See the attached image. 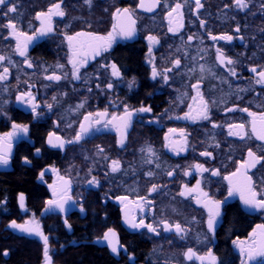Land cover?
Wrapping results in <instances>:
<instances>
[{"label": "flooded vegetation", "instance_id": "flooded-vegetation-1", "mask_svg": "<svg viewBox=\"0 0 264 264\" xmlns=\"http://www.w3.org/2000/svg\"><path fill=\"white\" fill-rule=\"evenodd\" d=\"M55 2L57 0H12L17 13H10L8 17L2 15L6 8L0 7V54L12 61L11 64L8 60L0 63V72L4 67L9 68L7 79L0 81V137L13 132L14 123L28 127L27 133H17L8 142L9 164L0 165V264H13L9 259L21 253L32 255L31 261L22 264H44L43 241L38 236L8 227L12 220L23 224L33 218L49 237L53 264H70L72 251L83 246L109 257L114 264H201L195 257L185 258L188 248L197 256H206L211 250L222 264H240L239 250L233 241H247L252 230L264 224V211L247 208L239 194L228 196L229 184L224 177L236 171L246 158L248 148L264 155V141L228 136V123L247 125L250 117L245 112L223 109L238 105L252 112H264V85L255 84L258 77L250 71L251 67H257L258 71L264 68V8H261L264 0H249V7L243 10L233 5L232 0H201L203 7L196 14L194 0H188L183 9L184 27L175 35L168 32L165 14L166 5L176 0H164L153 12L137 8L139 0H92L91 7L84 4V0H63L66 15L54 16L53 31L28 46L26 57L33 64L29 68L24 63L25 57L15 53V39L11 36L3 39L9 30L2 26L13 19L31 35L40 27L35 14L46 11ZM225 4L230 6L225 8ZM117 8L134 10L135 35L127 39L117 36L107 52L89 58L80 68L81 79L73 80L66 36L81 31L107 35L112 25L118 23L113 20ZM197 16L206 21L205 28L200 27ZM237 25L241 29L239 33L234 31ZM209 32L216 36L230 34L234 39L213 41ZM191 34L197 38L187 41ZM149 35L160 41L152 45L151 53ZM216 48L237 61L236 77L227 72V67L233 66L217 64ZM130 55L136 59L134 66L130 65ZM177 58L181 66L174 68L173 61ZM113 63L119 69V77L111 75ZM200 65L211 69L215 76L207 71L201 73ZM153 67L161 73L156 79L152 78ZM165 69L172 71L165 72ZM189 69L195 70L190 72ZM53 72L68 75L60 81L44 78ZM164 75L169 77L167 82ZM201 75L204 79L200 89L205 100L216 102L211 106V121L176 119L183 117L188 105L193 103L191 97L196 93L191 85ZM224 78H227L226 83ZM133 80L135 83L129 88ZM109 82L113 83L112 89L106 87ZM29 85L33 87L29 89ZM29 90L39 105L36 113L29 104L16 99ZM53 96L57 97L56 101ZM82 102L84 107L77 108ZM48 104L53 105L51 110ZM125 106L133 115L122 147L118 144L120 133L111 125L107 128L97 125L79 143L66 144L63 149L47 143L49 133L65 141L72 139L80 123H88L84 121L88 113L107 110L105 120H110L112 115H123ZM142 106H150L151 112L135 111ZM95 118L93 115L91 119ZM212 122L221 127L213 128ZM169 129L177 132L169 133ZM181 129L187 139L184 151L179 150ZM248 131L250 134V125ZM148 147L152 148L154 156L142 151ZM98 148H102L103 153H99ZM36 149H40L39 153ZM205 150L212 156H201ZM105 156L108 159H104ZM25 157L30 163H25ZM149 158L152 163L145 162ZM112 160L121 162V171L110 172ZM197 163L210 170L219 169L220 175L197 172L193 167ZM149 171L154 175H145ZM168 171H173V175L168 176ZM185 171L190 174L184 175ZM41 172H44L42 179ZM22 173L30 175V188L20 184L18 176ZM249 175L256 182V190L264 191V167L257 165ZM93 177L99 181L98 185L88 183ZM61 178L69 182L67 195L71 201L66 205V212H45L47 201L55 198L49 186L59 187ZM3 179H11L19 187L12 191L2 188ZM198 180L211 198L224 201L227 197L214 233L207 231L208 210L196 203L198 194L178 195L183 186L194 188ZM153 184L161 187L149 195ZM20 194L25 196L27 211L19 207ZM121 196H127L131 202H139L140 197L151 201L143 212L130 206L137 222L144 219L145 223L156 224L161 220L179 223L188 230L187 235L181 239L174 229L164 232L162 225L158 227L159 236L146 228L129 227L123 205L116 199ZM65 219L70 227L65 225ZM109 228L115 231L119 245L123 246L119 254H113L102 239ZM6 250L7 256L3 255Z\"/></svg>", "mask_w": 264, "mask_h": 264}, {"label": "snow or ice", "instance_id": "snow-or-ice-1", "mask_svg": "<svg viewBox=\"0 0 264 264\" xmlns=\"http://www.w3.org/2000/svg\"><path fill=\"white\" fill-rule=\"evenodd\" d=\"M164 0H139L137 4V8L143 9L147 12H153L157 7L161 6ZM63 0H57V2L53 3L49 6L46 11H40L35 14V19L40 21V27L35 29L33 33L30 35L29 33L23 31L20 27H18L19 21H14L13 19H8L7 23L2 27L9 30L8 35L4 36L3 39L7 40L9 36L15 39V53L21 57H25L24 63L27 64L29 68L33 67V64L27 59L26 53L28 50V46L36 40L38 37L46 36L47 34L53 31L52 27V18L55 17H64L66 15L63 7ZM84 4H87L89 7L92 5V0H84ZM188 4V0H176L174 4L166 5L167 11L165 14V18L168 21L169 27L168 32L173 33L174 35L178 33L184 27V11L183 9ZM195 11L194 14L198 13L199 9L203 7L201 0H194ZM232 4L235 5L240 10L246 9L249 7V0H232ZM230 5L225 4L224 7L227 8ZM0 7L6 8V11L2 12L4 17H8L10 13H17L16 4L12 3V0H0ZM261 8H264V4L261 5ZM134 10H130L129 8L120 9L117 8L113 13V20L118 21V23H114L112 25V31L108 32L107 35H99L92 32H77L75 35L66 36V40L68 41V46L71 52L69 56V63L72 65L71 77L73 80L81 79L80 76V68L85 66L88 62L89 58H95L96 56L101 55L102 52H107L111 47L113 42L115 41L117 36L122 38H131L135 35V19L133 18ZM199 19V16H197ZM199 25L201 28L206 27V21L203 19H199ZM240 27L234 29L235 32H240ZM209 38L213 41L216 40H224L231 42L234 37L230 34H222L220 36L212 35L211 32L208 33ZM195 34H191L187 37V41H192L196 39ZM147 39L150 42L149 52L152 51V45L159 44L160 41L156 36L149 35ZM239 39L243 40V37L240 36ZM8 60V63H12V61L0 54V63ZM195 60V57H193ZM216 62L220 67L225 66H233L227 67V72L230 76L236 77L237 72L234 65L237 63L236 60L227 57L224 52L220 48H216ZM181 66V60L179 58L173 61V67L179 68ZM59 68H63V65H57ZM104 68H108L109 65H102ZM111 75L113 77H119L120 72L117 68L116 64H111ZM195 69H189L190 72ZM172 69H165V72H170ZM205 71L209 72L211 75L215 76V73L211 71V69H206L204 65H200V72L204 73ZM250 71L256 75L254 83L259 85H264V68H260L257 70V67H251ZM47 72V69H45ZM9 74V68L4 67L3 71L0 72V81H5ZM67 73H64L63 76L57 75L53 72L51 75H46L44 78L48 81H60L63 78L67 77ZM161 75L155 67L152 70V78L156 79L157 76ZM165 82L168 81L169 77L167 75L163 76ZM204 76L201 75L197 82L191 85V88L195 91L196 95L192 96L191 99L193 101L192 104L188 105V111L184 113L183 117H176V119H185V120H205L211 121V106L216 102H209L205 100L203 93L200 89V83L203 81ZM223 82H227V78H224ZM135 81H131L129 83V88L133 86ZM33 87V85H29V89ZM97 88L100 87L99 84L96 85ZM107 89L113 88V83L109 82L107 84ZM246 89H240V91H245ZM91 91V88L88 89ZM18 101L21 103L29 104L31 107V111L36 113L37 108L39 107L36 104L35 97L32 92L29 90L27 92L21 93L16 97ZM53 101L57 100L56 96L52 97ZM53 107L52 104H48L47 108L51 110ZM84 107V102L77 105V108ZM151 107H140L136 109V112L139 113H147L151 112ZM225 112H245L250 117L248 124L245 123H228V136H236L241 140L245 139V137L251 138L255 137L256 140L264 141V112H252L247 107L240 108L238 105L233 107H226L223 109ZM95 115V119L91 118ZM132 111L125 106L123 115L117 116L112 115L110 120H105L108 116L107 110L103 112H97L95 114L88 113L84 117V121L81 122L79 126V130L75 133L74 137L69 140H63L61 137L56 136L54 133L48 134L47 143L51 147H58L63 149L66 144H74L79 143L84 137L89 134L92 129L97 125H102L104 128H107L109 125L116 128V130L120 133V139L118 140V144L122 147L124 146L126 140V131L131 125L132 121ZM171 118V117H170ZM248 125H250V134L248 131ZM13 132L7 133L4 137H0V165L7 166L9 164V154H10V145L9 141L15 136L17 133H27L28 127L26 125H18L13 124ZM71 127V125H69ZM212 127L217 128L221 127V125L212 122ZM99 130V129H97ZM169 133L175 134L177 132L176 129H169ZM180 137L182 138V144L180 146V151H184V145L187 144V139L184 133V130H179ZM165 139L168 140L169 136L166 134ZM175 143V142H173ZM167 146V145H166ZM217 147L219 145H216ZM40 149H36V152L39 153ZM102 148H98L99 153H103ZM150 156H154L151 147H148L146 150ZM201 156L211 157L212 153L205 150L200 153ZM25 163H30L27 157L24 158ZM104 159H108V157H104ZM146 163H152L151 158L145 161ZM264 155H258L256 152L252 150V148H248L246 158L239 163L236 171L231 173L229 176H225L224 179L228 181V196H233L235 194H239L242 203L249 209H253L256 211H264V191L256 190V182L253 180V176L249 175L251 169L257 168V165H261L264 167ZM159 167V164H157ZM195 170L199 173L211 172L212 176H219V169H208L205 168L203 164H195L193 166ZM54 170V169H53ZM55 171V170H54ZM91 171V170H89ZM121 171V162L119 160H112L110 164V172L117 173ZM188 171L184 172V175H189ZM107 175V174H106ZM145 175L153 176L154 173L152 171L147 172ZM168 176L173 175V171L167 172ZM44 176V172H41L40 178L42 179ZM62 184L59 187H54L50 185L49 187L53 190L54 199L48 200L46 203V207L44 209L45 212H53L54 210L59 211L60 213L66 212V205L71 201V197L67 195L68 191V181H63L61 178ZM91 185H98L99 181L93 177L88 181ZM264 183V181H262ZM161 186L153 184L149 189V195L153 192L159 191ZM196 192L198 195L196 197V203L202 205L204 208L208 210V219H207V231L210 233L215 232V227L218 222V218L221 216V207L226 202L227 197L224 201L215 200L209 196V194L200 187V181L196 182L194 188H188L186 185L183 186V189L178 193L181 197H187L191 193ZM117 200L123 205L124 211V219L125 222L129 225V227L134 229L146 228L148 232L154 233L157 236L160 235V231H158V227L162 225V230L164 232H170L173 229L175 230L177 235L181 236V239L185 238L187 235V229H185L181 224H170L166 220H161L158 223H145L144 219H140L138 222L135 216L132 215L131 207L138 208L141 212L144 211L145 207L151 205V201H149L146 197H140L139 202H131L128 200L127 196L117 197ZM131 206V207H130ZM19 207L23 211H27L25 207V196L20 194L19 196ZM83 211V208L80 209ZM195 219V218H193ZM65 225L70 227L67 224V220L64 221ZM8 227L12 229L19 230L21 233H26L28 235L38 236L43 241V260L44 264H53L52 255L50 254L51 249L49 246V237L45 235L41 229L39 224L33 218L32 220L25 221L23 224H18L15 220H12ZM103 241L107 242L108 247L110 248L113 254H119L120 248L123 247L119 245V241L117 239V235L115 231L109 228L102 237ZM233 244L239 250L240 264H252L254 261H259V264H264V224H259L252 230L249 235L247 241L235 240ZM126 251V249H125ZM3 255L7 256L8 251L6 250ZM184 256L188 260H192L194 257L201 261V264H222L219 261L218 257H216L211 250L208 251L206 256H197L192 248H188L184 253ZM132 257L130 256L129 259Z\"/></svg>", "mask_w": 264, "mask_h": 264}, {"label": "trees", "instance_id": "trees-1", "mask_svg": "<svg viewBox=\"0 0 264 264\" xmlns=\"http://www.w3.org/2000/svg\"><path fill=\"white\" fill-rule=\"evenodd\" d=\"M131 56V57H130ZM130 65L134 66L136 64V59L133 55H130ZM20 184L23 185L24 188H30V175L29 174H20L19 176ZM4 185L1 187L7 188L9 191H12L16 187H19L18 184H15L11 179L10 180H4ZM71 260L69 261L70 264H114L112 259L105 255L99 254L95 249L89 247V246H83V249H75V251H72L71 254ZM32 260V255L28 253H21L18 256L13 255L9 262L13 264H22L26 263Z\"/></svg>", "mask_w": 264, "mask_h": 264}]
</instances>
